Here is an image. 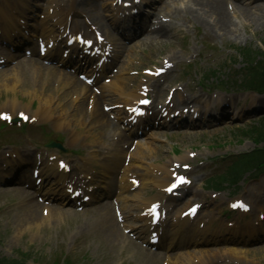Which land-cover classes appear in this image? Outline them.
I'll use <instances>...</instances> for the list:
<instances>
[{
	"label": "rangeland",
	"instance_id": "obj_1",
	"mask_svg": "<svg viewBox=\"0 0 264 264\" xmlns=\"http://www.w3.org/2000/svg\"><path fill=\"white\" fill-rule=\"evenodd\" d=\"M233 1L235 9L241 7V3ZM185 2L186 0H170L169 2L173 11L172 15L176 16L180 22H177L178 24L182 23L181 26L184 31H181L178 36L171 34L166 40H161L148 47L137 49V46L132 48V60L123 64V71L133 67L135 60H141L136 66L139 68L142 61L145 63L159 60L166 54L169 56L173 54L179 58L178 64L185 63L188 71L192 68L190 74L195 69L192 79L196 81L201 70L223 61L230 63V55L237 54L238 48L251 46L260 49L263 46L264 17L260 15L259 10L251 11L248 18H244L239 11L236 13L228 10L232 17L231 21H233L232 27L217 31L208 28L207 20L204 19L203 24L193 17L195 14L192 15L190 10L184 7ZM238 65L240 64H235L231 68L236 69ZM13 73H17L21 81L20 85L14 83L16 81L13 79ZM181 78L179 74H176L171 77L169 84L178 85ZM46 86L52 87L51 84L45 83L43 75H40L36 82L31 81L30 72L25 63L13 69L2 71L0 72V107L3 108L4 105L14 102L16 105L21 104L22 109L29 108L32 110L34 108L32 101L39 100V91H42ZM220 92L218 94L222 96L225 94ZM63 105L59 109V113L64 107L66 110L69 108V112L73 113L74 109L70 108L71 104L67 105L64 101ZM6 110L14 113L21 109L14 107L12 110ZM90 124L93 129L88 130L86 128L85 130L86 133H93V136L86 134L92 139L95 140L94 136H98L97 139L102 143V141H109L111 134H113L114 137H117V140L114 141L117 148L124 143L123 139L117 136L116 129L113 130L107 123H105V127L94 123ZM241 124L235 122V125ZM232 128L233 126H227L210 131L206 135L175 133L162 137L161 134L158 138L151 137L147 140V145L139 146L143 149L141 150L142 161L153 166L155 163L159 165L171 161L175 157L187 159L184 150L191 149L199 157L206 159V162L194 171L200 180L207 173L220 168L212 165V158L230 152L248 150L254 146L249 139H235ZM65 146L69 149L72 147L79 154L88 150L82 141L74 144L67 141ZM146 146L150 147L149 151L145 150ZM64 155L72 157L68 152ZM259 179V182L252 180L242 182L239 193L251 201L257 197L264 198V194H262L264 192V177ZM25 196L26 194L21 190L13 192L0 190V253L2 255L11 257L17 256V252L32 250V256L26 264H50L53 259L58 257L68 259L74 264H159L156 259L147 257L141 247L129 239L119 226L122 236L115 239L108 237L105 233V226L102 228L99 222L98 213L88 212L85 215H70V212H67L68 215L62 216L55 223L37 226V228L30 226L33 220L28 218L29 206H32L36 201L25 202L23 200ZM257 204L258 202H253L252 206ZM129 223H132V219H129ZM109 229H113V227L110 226ZM238 261H241L239 264H264V244H260L255 250H252L246 260Z\"/></svg>",
	"mask_w": 264,
	"mask_h": 264
},
{
	"label": "bare ground",
	"instance_id": "obj_2",
	"mask_svg": "<svg viewBox=\"0 0 264 264\" xmlns=\"http://www.w3.org/2000/svg\"><path fill=\"white\" fill-rule=\"evenodd\" d=\"M184 7L186 9H189L190 12L195 15H193V17H195L197 20L201 21L204 24V19L207 20L208 23V28L210 27L211 29L220 31V30H224V29H229L232 27L233 21L232 17L230 16L228 10H230V8L227 7V0H186ZM260 11V15H262L264 17V3H257L254 5V7L252 8H247V7H237V9L234 8V5L232 6V12L233 11H239L242 16L244 18H248L250 17L251 11ZM160 27L157 28L158 31L163 32V30L165 29V26L163 27V24L159 25ZM16 82H14L15 84L17 83L18 85L21 84V81L19 80V77L17 76L15 79ZM23 85V84H22ZM70 122H72L71 118H70ZM86 128V126L84 127H80V131L77 130V128H75V126L72 127V133H74L75 131L78 132H84V129ZM91 159V157H89ZM117 163H113V165L111 167H115ZM141 165V164H140ZM53 168L48 169L45 173L47 172H52ZM44 173V174H45ZM56 173V172H54ZM56 175L58 176L59 179L62 178V174L61 173H56ZM150 181V179L148 180ZM147 182V181H146ZM145 182V183H146ZM144 182L140 183L143 184ZM144 185V184H143ZM138 193V192H137ZM153 198H155V195L153 196ZM34 206H32V214L34 216H36L35 211H33ZM53 213V211H52ZM184 222H181L177 224H174V227H176V225H178L176 232L179 233V228L184 226ZM240 231H242V233H246V235H248V229H241ZM215 232H217V230H215ZM107 233L112 237L115 238L117 236L116 233H110L107 230ZM227 253L229 255H232L234 257H246V253H242L241 250L235 249V248H231V249H226ZM199 255L201 257H205V251L200 252ZM246 259V258H245ZM176 261L173 260L172 263H175Z\"/></svg>",
	"mask_w": 264,
	"mask_h": 264
},
{
	"label": "trees",
	"instance_id": "obj_3",
	"mask_svg": "<svg viewBox=\"0 0 264 264\" xmlns=\"http://www.w3.org/2000/svg\"><path fill=\"white\" fill-rule=\"evenodd\" d=\"M247 51H243V54L246 55ZM249 54V53H248ZM264 65V62H263ZM264 70V67L262 68ZM260 76L264 75V72H259ZM250 134H255L257 137L263 138L264 139V119L262 120L261 123V128L258 130H251ZM264 160V150H260L259 152H254L250 155V158L247 160L250 163H258ZM247 166V164L243 161V159L241 158L239 160V162L236 163V165L234 166V170L237 172V174L243 170V168H245ZM2 260V259H1ZM5 263H7L8 261H4ZM1 264V261H0Z\"/></svg>",
	"mask_w": 264,
	"mask_h": 264
},
{
	"label": "snow or ice",
	"instance_id": "obj_4",
	"mask_svg": "<svg viewBox=\"0 0 264 264\" xmlns=\"http://www.w3.org/2000/svg\"><path fill=\"white\" fill-rule=\"evenodd\" d=\"M240 206H243V205H240Z\"/></svg>",
	"mask_w": 264,
	"mask_h": 264
}]
</instances>
